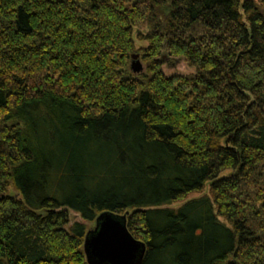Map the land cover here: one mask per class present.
Wrapping results in <instances>:
<instances>
[{
    "label": "trees",
    "instance_id": "trees-1",
    "mask_svg": "<svg viewBox=\"0 0 264 264\" xmlns=\"http://www.w3.org/2000/svg\"><path fill=\"white\" fill-rule=\"evenodd\" d=\"M69 210L136 264H264V0H0V264H88Z\"/></svg>",
    "mask_w": 264,
    "mask_h": 264
},
{
    "label": "water",
    "instance_id": "water-1",
    "mask_svg": "<svg viewBox=\"0 0 264 264\" xmlns=\"http://www.w3.org/2000/svg\"><path fill=\"white\" fill-rule=\"evenodd\" d=\"M129 67L133 73L143 70L137 53L131 54ZM144 250V244L126 229L124 216L108 211L95 217L94 227L87 230L83 240L88 264H136Z\"/></svg>",
    "mask_w": 264,
    "mask_h": 264
},
{
    "label": "rangeland",
    "instance_id": "rangeland-1",
    "mask_svg": "<svg viewBox=\"0 0 264 264\" xmlns=\"http://www.w3.org/2000/svg\"><path fill=\"white\" fill-rule=\"evenodd\" d=\"M142 44L145 45L146 42H142ZM138 58H139V61L142 64L143 69H144L146 66V63L142 60V58L140 57V54H139ZM162 70H163L164 74L167 76L174 74V73L187 75V74H191L194 71V68L190 67L184 60L178 59L174 64H171V65L164 63L162 65ZM206 192H207V185L202 191H198V192H194V193L189 194L186 199L200 196ZM182 202H184V201H177V202H174L171 204H164V205H162V207L174 208V207L179 206ZM69 215H70V224L73 221H81V222L85 223V225L87 226L88 229H92L94 227V220H92V221L83 220L80 217V215L73 210H69Z\"/></svg>",
    "mask_w": 264,
    "mask_h": 264
}]
</instances>
